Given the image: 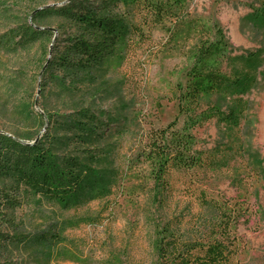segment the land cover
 <instances>
[{"label":"rangeland","instance_id":"rangeland-1","mask_svg":"<svg viewBox=\"0 0 264 264\" xmlns=\"http://www.w3.org/2000/svg\"><path fill=\"white\" fill-rule=\"evenodd\" d=\"M71 1L0 0V134L23 143L41 140L55 154L91 153L84 162L106 177L101 194H87L66 209L21 189L15 216L28 231L58 235L47 242L53 248L45 262L166 264L155 243L175 237L236 242L240 264H264V62L238 126L213 119L192 133L194 149L232 148L227 166L170 170L161 185L152 180L144 150L152 130L171 122L182 126L177 85L186 82L198 33L167 19L152 30L142 27L124 52L103 65L59 70L52 79L47 69L55 45L78 29L50 12ZM251 6L257 1L193 0L181 9L180 21L219 24L232 55H241L264 48ZM39 12L44 15L34 22ZM24 23L42 30L39 40L7 50L8 36ZM73 115L101 127L95 140L83 142V133L68 130ZM54 121L62 126L53 127Z\"/></svg>","mask_w":264,"mask_h":264},{"label":"trees","instance_id":"trees-1","mask_svg":"<svg viewBox=\"0 0 264 264\" xmlns=\"http://www.w3.org/2000/svg\"><path fill=\"white\" fill-rule=\"evenodd\" d=\"M192 1L72 0L50 12L78 29L55 45L47 69L52 79H57L59 70L72 73L81 67L94 69L103 65L107 59L124 52L133 43V36L142 32V27L152 30L167 19L174 24L180 22L190 33H198L186 82L183 86L177 85L175 98L178 116L184 118L182 126L177 128L176 122H171L165 128L152 130L144 150L152 180L161 185H165L163 180L170 170L205 167L217 171L227 166L226 152L232 148L214 147L209 152L194 149L192 133L213 119L227 126H238L250 108L246 95L256 86L259 67L264 62L263 47L232 55L222 27L215 22L208 25L196 19L180 21L181 9ZM255 1L257 6H251L254 26L264 31V0ZM41 15L44 13H35L33 21ZM16 30L7 38L8 44L12 43L7 50L33 44L42 34L41 29H34L28 23ZM54 122L53 127L62 126L61 122ZM70 122L73 129L68 130L83 133L86 139L83 142L95 140L101 129L91 121L82 123L74 115ZM90 154H55L41 140L23 143L0 134V180L9 184L0 186V264H25L27 259L21 258L24 255L36 264L48 263L45 259L50 257L48 251L53 247L49 248L47 242L58 235L35 227L26 229L15 216L19 193L26 188L55 200L64 209L75 206L87 194H101L107 184L106 177L84 162L90 159ZM160 238L155 248L159 259L166 264H240L235 257L239 252L236 242Z\"/></svg>","mask_w":264,"mask_h":264}]
</instances>
